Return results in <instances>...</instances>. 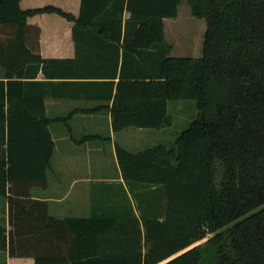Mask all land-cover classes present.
I'll return each mask as SVG.
<instances>
[{"label":"trees","instance_id":"1","mask_svg":"<svg viewBox=\"0 0 264 264\" xmlns=\"http://www.w3.org/2000/svg\"><path fill=\"white\" fill-rule=\"evenodd\" d=\"M19 1L0 0V196L12 226L8 236L0 226V250L34 264H201L204 254L212 264H264V0H186L206 22L200 57L169 55L163 19L180 0H81L73 37L87 31L89 44L111 48L114 132L168 125L172 100H194L198 115L172 148L115 145L138 215L125 200L118 214L64 219L29 198L46 181L54 142L47 118L17 108L12 77L23 75L13 65L45 62L26 18L73 16Z\"/></svg>","mask_w":264,"mask_h":264},{"label":"crops","instance_id":"2","mask_svg":"<svg viewBox=\"0 0 264 264\" xmlns=\"http://www.w3.org/2000/svg\"><path fill=\"white\" fill-rule=\"evenodd\" d=\"M18 5L22 10L53 6L73 16L72 20L53 12L28 16L26 23L40 29L38 46L45 62L33 64V68H29L31 62L13 65V70L16 68L21 71L20 74L23 73L21 77H16L13 71V80H21L14 88L17 108L20 111L25 108L31 116L47 118L46 129L54 142L46 181L44 185L36 184L40 187L39 192L31 193L29 190V198L45 202L48 215L55 219L88 218L100 211L118 214L123 210L125 200H129L133 211L138 215L139 211L131 199L130 187L123 178L115 152V133L126 128L114 132L111 126L110 106L115 90L114 86L111 89V79L108 77L111 76L113 67L111 48H105L98 41L89 44L84 39L90 35L87 31H76V39L73 37L74 19L79 16L81 0H20ZM127 15L125 13V17ZM35 36L33 30H27L29 46L34 45ZM120 58L121 51L118 67ZM6 76L4 67L0 65V81L6 82ZM116 81L117 78L114 79L115 83ZM56 125H61V128ZM137 129L142 131L150 128ZM54 131L62 134L60 140L54 138ZM100 133H106L107 136ZM105 138L111 144L115 173L102 179L110 183L106 195L108 200L97 206V195L93 196L92 190L85 183L98 180L88 175L90 154L97 147L95 142L101 143ZM49 174L52 176L51 183ZM63 180L67 183L64 187L61 186ZM77 183H81L75 195L77 202L71 206L72 214L67 215L70 206L64 203ZM134 191L137 193L139 190ZM6 208V215L0 226L4 227L8 236L12 229L8 202ZM0 251L3 253L0 264H34L32 257H14L7 250Z\"/></svg>","mask_w":264,"mask_h":264},{"label":"rangeland","instance_id":"3","mask_svg":"<svg viewBox=\"0 0 264 264\" xmlns=\"http://www.w3.org/2000/svg\"><path fill=\"white\" fill-rule=\"evenodd\" d=\"M164 36L167 43H169L172 48L170 51V56L173 57H200L202 55V43L204 40V33L206 30V22L203 18L195 17L191 14L190 8L186 0H180V4L177 9V16L175 18H164ZM167 111L169 114V124L156 129H143L138 131L135 127H128L122 130L120 133H115V143L121 145L129 151H138L154 145H163L166 148H172L175 146V140L178 134H180L188 125L197 117L198 109L196 107V102L192 99L186 100H172L168 102ZM57 128H61V125ZM56 129V127H54ZM138 132L142 134L139 135ZM149 132V133H147ZM66 134V133H64ZM104 137L107 136L106 133H100ZM55 139L60 140L61 133L53 132L52 134ZM74 135H78L74 133ZM95 150L90 154L91 166L88 175L91 177H96L98 180L87 182L88 187L92 190V195L96 196L98 200L97 206L105 204L107 202L108 187L110 184L106 180H102L104 177H109L114 175L115 167L113 156L111 153V144L106 138L103 142H95ZM84 157V154H82ZM80 172V171H79ZM84 173V171L82 170ZM82 174V173H81ZM86 174V173H85ZM50 178V183L52 181V176ZM67 183L63 180L62 187ZM81 183H77L69 197L65 201V205L70 206L67 215H71V206L77 202L76 192L80 188ZM31 193L39 192V186H31ZM132 194V201L135 203V208L138 211V204L135 197ZM92 199H94L92 197ZM6 205L7 201L3 196H0V223L3 224L4 217L6 215ZM100 211V210H99ZM211 234L207 233L203 238L205 241L209 238ZM199 243H202L199 242ZM198 244V243H197ZM0 251V263H2V255ZM201 264H212L210 258L207 254L202 257Z\"/></svg>","mask_w":264,"mask_h":264}]
</instances>
